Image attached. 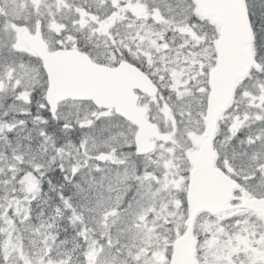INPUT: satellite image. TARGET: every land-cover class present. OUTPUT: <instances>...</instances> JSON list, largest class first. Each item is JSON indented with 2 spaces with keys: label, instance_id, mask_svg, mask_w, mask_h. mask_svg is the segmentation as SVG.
Wrapping results in <instances>:
<instances>
[{
  "label": "snow or ice",
  "instance_id": "6c2138e0",
  "mask_svg": "<svg viewBox=\"0 0 264 264\" xmlns=\"http://www.w3.org/2000/svg\"><path fill=\"white\" fill-rule=\"evenodd\" d=\"M0 264H264V0H0Z\"/></svg>",
  "mask_w": 264,
  "mask_h": 264
}]
</instances>
